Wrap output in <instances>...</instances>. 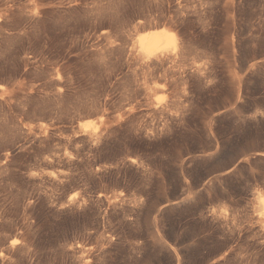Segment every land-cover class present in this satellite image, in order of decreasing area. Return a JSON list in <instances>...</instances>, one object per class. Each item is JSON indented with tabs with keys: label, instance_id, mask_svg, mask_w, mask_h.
Here are the masks:
<instances>
[{
	"label": "rangeland",
	"instance_id": "obj_1",
	"mask_svg": "<svg viewBox=\"0 0 264 264\" xmlns=\"http://www.w3.org/2000/svg\"><path fill=\"white\" fill-rule=\"evenodd\" d=\"M259 198L264 0H0V264H264Z\"/></svg>",
	"mask_w": 264,
	"mask_h": 264
},
{
	"label": "bare ground",
	"instance_id": "obj_2",
	"mask_svg": "<svg viewBox=\"0 0 264 264\" xmlns=\"http://www.w3.org/2000/svg\"><path fill=\"white\" fill-rule=\"evenodd\" d=\"M175 32L170 28H159L156 30H152L147 33H143L142 36L138 37L139 44L141 49L144 52L153 53V51L157 48H161V51H165L171 43L176 40ZM160 88L158 87L157 90ZM259 206L262 210H264V200H258ZM13 240L12 242H15Z\"/></svg>",
	"mask_w": 264,
	"mask_h": 264
},
{
	"label": "clouds",
	"instance_id": "obj_3",
	"mask_svg": "<svg viewBox=\"0 0 264 264\" xmlns=\"http://www.w3.org/2000/svg\"><path fill=\"white\" fill-rule=\"evenodd\" d=\"M261 215H264V211H261Z\"/></svg>",
	"mask_w": 264,
	"mask_h": 264
}]
</instances>
